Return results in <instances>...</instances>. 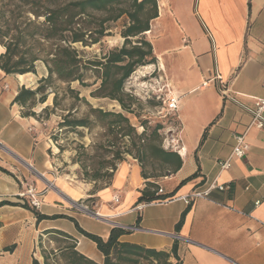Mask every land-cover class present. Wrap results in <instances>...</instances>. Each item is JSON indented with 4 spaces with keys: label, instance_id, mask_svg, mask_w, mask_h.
I'll return each mask as SVG.
<instances>
[{
    "label": "crops",
    "instance_id": "crops-1",
    "mask_svg": "<svg viewBox=\"0 0 264 264\" xmlns=\"http://www.w3.org/2000/svg\"><path fill=\"white\" fill-rule=\"evenodd\" d=\"M157 5L146 32L157 57L149 69L163 76L169 96L178 98L169 125L173 147L162 146L177 153L178 166L155 159L160 172L144 170L145 177L138 159L124 160L111 183L93 193L90 184L60 173L57 147L40 114L44 107L16 100L22 88L37 87L29 84L32 76L0 68V142L5 146L0 149V264H33L34 258L44 264L43 244L56 246L45 233L49 229L73 236L82 254L104 264L97 244L64 215L104 239L121 227L82 213L72 201L140 227L121 228L122 242L168 253L176 245L182 264H264V127L251 125L250 114L221 94L216 79L220 75L229 94L246 105L264 98V0H157ZM4 50L0 44V55ZM242 133L247 152L221 169L218 161L231 156L234 135ZM46 180L55 187L48 188L39 208L19 195L30 184L44 189ZM214 181L225 187L189 204L179 198ZM148 182L174 197L139 202ZM33 209L50 218L38 219Z\"/></svg>",
    "mask_w": 264,
    "mask_h": 264
},
{
    "label": "trees",
    "instance_id": "trees-1",
    "mask_svg": "<svg viewBox=\"0 0 264 264\" xmlns=\"http://www.w3.org/2000/svg\"><path fill=\"white\" fill-rule=\"evenodd\" d=\"M157 15V0H0V44L5 48L0 55V68L6 74L35 73L37 62L43 61L48 75L39 80L35 89L22 88L16 100L22 103L29 101L31 105H35L46 102L49 93L53 92V105L45 106L42 109L44 112L61 104L55 81L68 84L65 92L71 93L74 101L89 105L86 97H80L78 91L70 87L73 81H79L84 86L90 85L86 81L89 70L94 73L95 80H100L91 95L117 100L124 110L132 112L131 102H127L125 97L133 101V96L124 92V83L138 67L157 61L153 46L146 36L151 21ZM119 20H122L119 32L122 44L106 49L100 57L93 59L85 57L77 48L76 44H102L104 37L111 35V25ZM38 94L40 96L37 97ZM122 123L126 125L121 126ZM97 124L118 133L123 131L121 137H130V144L123 140L124 152L138 159L145 177L146 161L153 162L156 159L167 165L178 166L177 153L161 146L160 124L154 130L158 140L151 141L145 133L137 135L135 127L122 112L89 105L88 112L81 117H73L70 111L63 115L59 127L91 128ZM121 153L119 149L116 150L114 159L98 162L97 166L87 168L83 164L87 179L94 182L106 180L103 187L109 185L118 167L116 161L123 160ZM195 176L196 174L181 183ZM173 197L174 193H162L158 184L148 182L141 190L138 201H165ZM26 206L30 208L29 204ZM34 211L38 219L50 218ZM64 217L72 220L82 234L97 244L105 256L104 264H145L144 260L152 264L154 259L157 264H182L176 245L168 253L122 242L120 236L126 232L117 227H113L109 237L104 239L84 230L74 217ZM45 233L52 235L56 246L48 249L43 244L44 264H99L82 254L77 249L76 239L68 233L58 229H49ZM171 255L175 258L174 262L168 261ZM33 264L41 263L34 258Z\"/></svg>",
    "mask_w": 264,
    "mask_h": 264
},
{
    "label": "rangeland",
    "instance_id": "rangeland-1",
    "mask_svg": "<svg viewBox=\"0 0 264 264\" xmlns=\"http://www.w3.org/2000/svg\"><path fill=\"white\" fill-rule=\"evenodd\" d=\"M121 24L122 20H119L117 23L111 25V35L104 37L102 44L96 43L90 46L76 44L77 48H79L82 54L87 58L93 59L96 56L100 57L102 52L106 49L122 44L123 39L119 34ZM138 68L124 83V92L133 96V101L125 97L127 102H131L132 112L124 110L117 100L91 95V91L100 83V80H95V75L92 70H89L86 74V81L89 82L90 85L84 86L79 81H73L70 83V87L77 90L80 97H86L90 102L89 105L92 107H101L108 111L122 112L129 119L130 124L135 127L136 134L145 133V136L151 141L158 140L154 135V130L156 126L160 124L162 126L159 130L161 146L172 148V132L169 131V125L175 116L173 112L169 113L166 110L165 100L169 91H167L166 83L163 80L164 77L157 76L156 71H152L151 69L139 73ZM47 75L48 69L46 64L43 61H38L36 72H30L27 75L32 76L34 79L33 82H29V84H31L30 86H35L36 84V86H38L39 80ZM54 83L58 86L61 104L53 110L50 109L48 112L41 110L40 114L43 117V124L45 129H47L48 136L57 147V149L56 147L55 149L58 152L60 173L68 175L73 180H79L83 183L90 184L92 186V191L96 193L105 185L106 180L94 182L87 179V175L84 174L83 164H85L87 168H90L91 166H97L96 164L98 162L114 159L115 151L118 149L122 151V161L134 158L132 154L124 152V141L130 144L131 139L127 135L121 137L123 131L118 133L116 130H110L106 126H101L99 124L91 128H60L59 122L62 120L63 115L70 111L73 117H81L88 112L89 105L84 102L74 101L72 94L65 92L68 86L67 83L60 81H55ZM38 95L40 96V94ZM53 97L54 93H49L47 101L38 105L52 107ZM91 117H93V115H91ZM125 125V123L121 124V126ZM129 148L131 147L129 146ZM122 161L117 160V166ZM146 162L145 170L147 172L155 173L157 170L160 172V169L156 167L153 162ZM89 206L93 208L91 205ZM46 246L50 249L52 243L46 242Z\"/></svg>",
    "mask_w": 264,
    "mask_h": 264
},
{
    "label": "built area",
    "instance_id": "built-area-1",
    "mask_svg": "<svg viewBox=\"0 0 264 264\" xmlns=\"http://www.w3.org/2000/svg\"><path fill=\"white\" fill-rule=\"evenodd\" d=\"M216 79L219 81V91L224 96L228 97L231 101L236 102L240 106H242L251 116V125L257 126L259 128L264 127V98H257L252 106L246 105L239 101L238 98H236L233 95L229 94V90L227 86L222 82L221 76L216 75ZM262 86L264 88V80L262 83ZM178 98L176 96H169L167 94L165 104H166V110L171 113L177 110L178 107ZM234 145L231 156L226 158L225 160H219L218 164L221 169L229 168L232 163L233 158H240L242 157L248 150V144L245 140V133L242 134H235L234 135ZM5 146L0 142V149H4ZM32 171L35 172V169L31 167ZM53 183L46 180V187L44 189L39 190L34 184L28 185L27 189L23 192H21L19 195L21 197H26L29 199V202L31 205H33L35 208H39L43 203V197L45 192L48 190V188L53 187ZM218 187L220 189H223L225 186L224 184H218L217 182H211L207 187L203 189H197L194 190L188 194L182 195L179 198L185 201L187 204L193 202L197 198L205 197L209 194L210 190L212 188ZM119 198L118 196L115 197V200L117 201ZM72 206L81 211L84 214H87L89 216H92L94 218H98L100 220H104L107 222H111L114 225L120 226L121 228H124L129 231H134L137 229H140L137 225H126L119 223L117 221H114L112 218H109L107 216H104L101 214L98 210L91 208L89 205L84 204L82 202L73 201ZM175 237H178L177 234H172Z\"/></svg>",
    "mask_w": 264,
    "mask_h": 264
},
{
    "label": "bare ground",
    "instance_id": "bare-ground-1",
    "mask_svg": "<svg viewBox=\"0 0 264 264\" xmlns=\"http://www.w3.org/2000/svg\"><path fill=\"white\" fill-rule=\"evenodd\" d=\"M151 66H149V65H145V66H141V67H139L138 68V72L139 73H143V72H146V71H148V69L150 68ZM20 76H23V75H20ZM137 76V75H136ZM55 187V186H54ZM53 187V188H54ZM62 195H63V193H61ZM64 197V196H63ZM68 197V196H67ZM69 198V197H68ZM69 201V200H68ZM73 202V201H72ZM70 203V202H69Z\"/></svg>",
    "mask_w": 264,
    "mask_h": 264
}]
</instances>
